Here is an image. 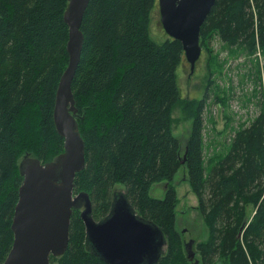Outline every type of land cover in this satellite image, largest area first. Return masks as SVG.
<instances>
[{"label": "trees", "instance_id": "16d2710c", "mask_svg": "<svg viewBox=\"0 0 264 264\" xmlns=\"http://www.w3.org/2000/svg\"><path fill=\"white\" fill-rule=\"evenodd\" d=\"M67 2L0 0V264L13 241L23 180L18 159L25 151L45 164L63 151L52 114L68 62ZM156 7L158 0H89L84 10L71 82L84 166L75 174L73 194L86 193L92 219L101 221L110 212L113 188L124 185L121 194L135 214L164 236L156 264H185L178 200L169 183L184 168L206 224L207 238L198 243L201 263L219 258L223 264H264V116L234 133L227 153L204 174L205 99L181 103L176 71L184 61L182 46L167 36L162 44L151 40ZM211 34L226 47L264 51V0H215L200 28L202 49ZM177 105L192 121L183 153L170 131ZM162 182L168 183L164 198H152L150 188ZM80 212L72 210L58 264H105L87 248Z\"/></svg>", "mask_w": 264, "mask_h": 264}, {"label": "water", "instance_id": "95a60500", "mask_svg": "<svg viewBox=\"0 0 264 264\" xmlns=\"http://www.w3.org/2000/svg\"><path fill=\"white\" fill-rule=\"evenodd\" d=\"M88 1L68 0L63 13L68 62L56 88L52 114L63 152L46 164L31 158L22 161L23 180L11 222L13 241L3 264H49L50 256L63 255L72 210L80 208L87 248L105 264H156L165 244L159 228L138 217L126 198L120 197L109 214L96 222L87 194L72 195L75 174L84 166V144L74 118L71 82L80 60V25ZM214 1L158 0L160 25L168 38L180 42L190 73L200 58V28Z\"/></svg>", "mask_w": 264, "mask_h": 264}, {"label": "rangeland", "instance_id": "374dc122", "mask_svg": "<svg viewBox=\"0 0 264 264\" xmlns=\"http://www.w3.org/2000/svg\"><path fill=\"white\" fill-rule=\"evenodd\" d=\"M150 19V38L156 44H162L166 40V34L160 25L158 7L153 10ZM176 74L181 103L205 99L201 112L202 168L207 175L211 167L229 150L234 133L251 126L257 117L264 116V51L257 48L255 53L249 54L237 47H226L216 34H211L203 42L202 53L193 72L190 73L189 64L184 59ZM171 119V134L179 141L183 153L191 133L192 121L184 115L181 105L174 108ZM33 157L28 152H22L17 161L19 174L22 161L25 158L35 159ZM54 159L55 157L50 162ZM169 183L172 184L178 200L176 227L182 248L184 242L192 239L197 244L204 241L207 238L206 224L197 210L196 198L187 180L186 169L181 168ZM167 184L153 185L149 191L150 196L163 199ZM124 191L122 184L113 188L114 194ZM252 211L253 208L248 207L250 217ZM163 250L164 247L162 252ZM182 254L185 255L184 249ZM61 256H50L54 259L50 262L49 257V263L58 264ZM185 264L191 262L187 261Z\"/></svg>", "mask_w": 264, "mask_h": 264}, {"label": "flooded vegetation", "instance_id": "af4514ba", "mask_svg": "<svg viewBox=\"0 0 264 264\" xmlns=\"http://www.w3.org/2000/svg\"><path fill=\"white\" fill-rule=\"evenodd\" d=\"M202 53V52H201ZM183 249L185 252V256L189 253L193 255L192 260L186 256V258L191 262V264H200L201 263V255L200 248H198V244L195 240H189L188 242L183 243ZM199 257V258H198ZM212 264H223L221 259L217 258Z\"/></svg>", "mask_w": 264, "mask_h": 264}, {"label": "bare ground", "instance_id": "6f19581e", "mask_svg": "<svg viewBox=\"0 0 264 264\" xmlns=\"http://www.w3.org/2000/svg\"><path fill=\"white\" fill-rule=\"evenodd\" d=\"M158 9H159V5H158ZM18 157V156H17ZM22 184V183H21ZM21 186V185H20ZM20 188V187H19Z\"/></svg>", "mask_w": 264, "mask_h": 264}]
</instances>
